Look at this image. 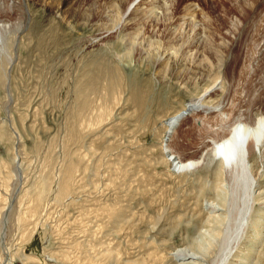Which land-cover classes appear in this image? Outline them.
Wrapping results in <instances>:
<instances>
[{
	"label": "rangeland",
	"instance_id": "1",
	"mask_svg": "<svg viewBox=\"0 0 264 264\" xmlns=\"http://www.w3.org/2000/svg\"><path fill=\"white\" fill-rule=\"evenodd\" d=\"M46 1L3 2L10 29L0 55V264H177L171 253L206 225V204L230 196L229 173L203 155V143L228 134L239 116L264 114V13L252 20L258 0H195L194 25L169 40L186 0L170 1L167 19L143 23L142 35L157 40L148 56L125 45L121 13L101 20L108 0ZM78 6L90 22L81 24ZM162 42L179 56L157 63ZM214 81L205 102L223 111L193 112L167 143L166 120ZM166 148L201 161L175 170ZM261 149L250 159L254 189L263 191L252 213L264 209ZM246 230L231 255L264 264V225L258 241Z\"/></svg>",
	"mask_w": 264,
	"mask_h": 264
},
{
	"label": "bare ground",
	"instance_id": "2",
	"mask_svg": "<svg viewBox=\"0 0 264 264\" xmlns=\"http://www.w3.org/2000/svg\"><path fill=\"white\" fill-rule=\"evenodd\" d=\"M37 1L47 2L46 0H37ZM170 1H172V0H132L130 2L127 0H108L107 2L105 1L106 3L104 4V9H103V13H102V15L104 14L103 15L104 19L102 18L101 20H103L106 25L110 24L108 22L112 21L111 19H113L117 14L121 13L123 20H124V25H125L124 26V32H126L122 36V39L124 40L125 45L131 46L133 44H138L139 46H141L142 55L146 54V56H148L147 54H150V51H153L152 47L154 45L156 37H155V35H153L154 33L148 34V35H142L143 23H149L150 26L153 27V26L158 25L157 21L161 17L163 19H167L169 14H170V7H171V6H169V5H171ZM3 2H4V0H0V55L6 50L5 49L4 36H3L6 34H4V32H6V30L10 29L9 25H7V23L3 22V18H4L2 16L3 15L2 14L3 13V4H4ZM63 2L66 3L67 5L70 4L69 6H71V7H72V5L77 4V3H75L76 0H63ZM182 5H183V12H181L178 15L179 17H178L177 22L174 25L168 27V29H169V37H168L169 40L172 39L179 31H181L180 28L183 25H185V23L188 22V23H191L194 25V23L196 21L195 19L192 18L194 12L196 11V8H198V7H196V6H198L196 4V1L195 0H186V2ZM75 6H77V5H75ZM51 7H52V5H51ZM58 7L59 6H54L53 8H58ZM252 7H253V5H252ZM254 7H253L254 13L252 16V20H254L256 18H257L256 20H259L261 18V13L262 12L264 13V11H262V10H264V0H258V4L257 5L255 4ZM80 8L82 9V7H79V10H81ZM71 9H69V10H71ZM84 10H81L82 11L81 15H82V17H84V19H82L83 22L80 21L81 24L85 23L90 18V15L88 13H86L85 8H84ZM262 15L264 16V14H262ZM63 18H64V16H63ZM93 20H94V18H93ZM92 21H91V23H92ZM89 22H90V20H89ZM93 23H94V25L99 27L97 22H93ZM102 26H103V30H104V25H102ZM109 26H107V27H109ZM263 34H264V32H263ZM125 36H126V38H125ZM196 38H197V36H196ZM199 38L200 37H198V39ZM162 41H164V40H162ZM199 42H200L199 40H194L193 45L191 47L192 48L198 47ZM172 43H171V45L166 44L164 46L163 42H162L160 44V46L159 45L156 46V52L158 55L157 56V63H162L165 60L170 61L171 59L174 58L175 55H178V54L174 53V51L176 52V50H173L174 47L172 46ZM176 44H178V43H176ZM173 45H174V43H173ZM163 46L165 48H163ZM131 47H133V46H131ZM179 48H180V46H179ZM185 50L187 51V49H185ZM194 51H195V49H194ZM182 58L184 59V57H182ZM122 61H124V65H123L124 68L128 67V65L131 66V61H130V58L128 55L124 54L122 57ZM181 63H183V62H181ZM162 68H163V66H162ZM163 71L164 70L159 71V73L157 72L158 74H160V75H158V77L160 76L159 78L163 77V73H164ZM217 87H218V81L213 83V85L209 86L207 89L205 88L206 89L205 92L202 93L200 96H198L194 99L191 98L192 100L190 102H188V108L187 109H185L182 112L174 114L173 116H171L170 118H168L166 120L167 124L170 127L169 128V134L167 136V143L170 142V138H171V136H173V133L179 129L182 121L186 117H188L189 115L193 114V112L204 111V112L217 113V114L219 112H221V110H222V108L220 107L221 105H214V104H211L210 102L208 103L207 101L205 102L206 97L208 98L210 93L213 92L215 89H217ZM212 103H214V102H212ZM100 111H99V113H100ZM99 117H100V114H99ZM227 126H229V124ZM226 128H228V127H226ZM228 130H229L228 134L224 135L223 137H220L221 135H219L218 137L215 136L214 139H212V136H211V139L210 138H209V140L206 139V141L203 143L204 147H205V149H203V155L208 154V157H209L208 160H210V161L219 160L221 167H222L220 169L229 173V175H230L228 177L229 183L226 184V187H225L226 189L228 188V190H229V195H230L229 199H228L227 193L225 191L226 189H223V188L218 189L219 191H221V193L222 192L224 194L226 193V195L221 196L222 197L221 199H223L224 201H222V204L220 202L215 203V201L214 202L211 201V202H208L206 204V208L210 212V215L206 221V225L203 226V228L201 230H199L194 237H192V240L189 244L181 246V247H177V248L173 249V251L171 253L174 256V258L177 260V264H206V263H208L205 261V258L207 259V256H210V254H209V253H211L210 248L214 244L215 245L218 244L217 247L219 246V251L217 250L218 253H216V255L213 258L209 257L210 259H212L209 263L210 264H228L229 260L233 256L231 254L233 253V250L235 249L234 246L239 241V239L242 238V235L244 234L245 229H248V231L246 230L247 234H250L251 238H253V239L257 238L256 239L257 241H258V237H261V235H262L263 230H261V228L264 225V209H261L259 211L252 213V211H253V208H252V202L253 201L252 200L254 198L255 193L257 194V196H260V194H262L263 191L258 192V190L256 191L254 189V187H256V186L259 187L260 183H258V182L256 183L257 180L255 181V178L253 176V163L251 162L250 159H251V157L260 156V151H259L260 148L263 149V150L262 149L261 150L263 151V155H264V114L259 115L258 117L254 118V120H246V121H244L242 119V117L239 116L229 126ZM167 155H168L167 157H168L169 161H171V163H172L171 168H173L175 170L187 169L190 166H192L194 164H198L201 161V160L183 161V160H181V158L176 153H174L171 150V148L167 149ZM17 171H18V169H16L15 172H17ZM223 184H224V182H223ZM223 186H225V184ZM43 193H45V192H43ZM0 199H1V197H0ZM32 200H34V199H32ZM34 201L36 202V198ZM257 203H259V202H257ZM258 205H260V204H258ZM0 210H3V208L0 207ZM4 215L6 216V214H4ZM25 215H26V213H25ZM218 232H220L219 235H218ZM246 240L247 241L250 240V237L248 235H246ZM249 242H250L249 244L253 243L252 241H249ZM236 245H238V244H236ZM249 253H251V252H249ZM234 256H236L235 264H251L252 263L251 261H249L248 258L245 257L246 255L244 256L241 253L235 254Z\"/></svg>",
	"mask_w": 264,
	"mask_h": 264
}]
</instances>
